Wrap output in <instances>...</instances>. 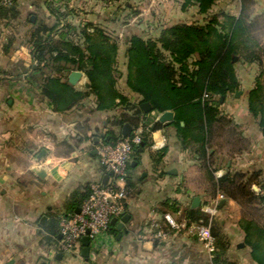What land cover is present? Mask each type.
<instances>
[{"label": "crops", "instance_id": "0c3cea01", "mask_svg": "<svg viewBox=\"0 0 264 264\" xmlns=\"http://www.w3.org/2000/svg\"><path fill=\"white\" fill-rule=\"evenodd\" d=\"M182 2L28 0L33 19L28 17L25 24V0H16L14 17L0 14V264H212L197 237L182 226H165L163 215L169 213L178 224L187 225L185 211L211 204L219 194L213 197V180L227 173L240 172L264 183V137L247 107V92L259 67L244 59L235 63L240 94H229L216 103L229 122L211 134L207 162L196 152V145L182 147L171 121L160 122L161 127L149 133L150 144L139 148L131 160L132 192L124 212L129 217L122 229L115 224L110 236L90 243L88 258L81 256L82 246L75 252H59L57 242L46 239L58 216L72 211L73 193L102 182L105 174L96 149L121 130L114 125L120 108L98 111L96 97L90 94L70 110L55 111L39 88L45 75L32 69L28 40L34 22L57 23L53 39L74 36L66 25L76 28V33L86 22L102 27L118 44L117 87L138 103L140 95L126 83L127 40L133 35L157 39L168 26L202 23L205 16L199 14L198 6L182 9ZM218 2L212 11L216 12ZM49 5L64 15L56 18ZM240 8L238 0L233 15H239ZM252 9L253 17H264V0H253ZM82 72L73 86L85 90L87 78ZM158 114L144 115L146 128L157 121ZM157 133L164 140L161 147H155ZM255 187L256 183L253 191ZM196 197L200 205L193 207ZM249 212L226 194L216 206L214 218L228 241L226 256L236 264H258L244 242L241 226L244 219H257ZM152 221H161L166 229V237L158 244L152 238Z\"/></svg>", "mask_w": 264, "mask_h": 264}, {"label": "trees", "instance_id": "16d2710c", "mask_svg": "<svg viewBox=\"0 0 264 264\" xmlns=\"http://www.w3.org/2000/svg\"><path fill=\"white\" fill-rule=\"evenodd\" d=\"M216 2L183 0L182 9L190 5L198 6L199 14L205 16L202 23L168 26L157 39L133 35L127 40L126 83L130 90L140 95L138 103L132 102L117 87L118 44L102 27L86 22L77 34L76 28L66 25L68 31L74 30L75 37L53 39L51 34L58 30L57 23L48 26L35 21L28 42L33 71L45 75L39 86L41 94L57 112L72 109L90 94L96 97L98 111L120 108L114 125L122 129L128 123L132 131L141 128V141L134 147L132 158L138 154L139 148L150 144L149 133L161 127V123L156 121L146 128L142 103L150 104L149 112L172 111L174 119L171 125L176 128L182 147L196 145V152L207 162L210 159L207 149L211 146V134L221 123L229 122L220 115L216 103L239 90L235 63L244 59L259 67L254 85L247 92V107L264 137V48L256 33L259 18L252 16L253 0H239L241 8L237 16L226 11H212ZM14 4L0 6V14L5 18L14 17ZM49 9L56 18L64 15L51 5ZM73 70L84 71L89 84L85 90L76 89L68 82L67 76ZM120 135L121 130L109 141L116 140ZM254 183L259 188L258 192L251 188ZM127 184L131 185L128 178ZM212 185L213 197L223 193L242 207L257 205V209L264 214L263 182H254L253 177L234 172L214 179ZM89 191L90 187H85L83 192L76 190L73 193L72 211L74 206H80ZM252 210L255 211L256 207ZM61 216H58L57 223L52 224L46 238L48 242L56 244ZM185 217L187 225L209 222V216L200 208L189 207ZM241 226L252 258L258 264H264V222L244 219ZM211 231L215 238L212 264H236L226 256L228 241L220 221L214 217ZM110 232H114L113 226ZM155 243L159 242L156 240Z\"/></svg>", "mask_w": 264, "mask_h": 264}, {"label": "built area", "instance_id": "2783aa9c", "mask_svg": "<svg viewBox=\"0 0 264 264\" xmlns=\"http://www.w3.org/2000/svg\"><path fill=\"white\" fill-rule=\"evenodd\" d=\"M16 0H0L3 7L12 6ZM207 96V95H206ZM159 115V114H158ZM128 136L120 135L116 140L101 141L97 146L100 166L104 174H109L105 184L98 182L90 186L87 197L80 204L79 213L71 211L60 217L56 249L59 252H75L80 249L81 239L87 236L90 243H97L102 236H110L111 220L121 219L125 205L132 188L127 184L129 165L134 153V147L140 141V131H131ZM255 190L259 191L258 187ZM225 198L219 193L213 202L203 208L209 216V222L199 224H178L171 214L163 215L165 226L171 228H186L197 236L208 260L212 262L215 256V238L211 231V220L214 217L219 200ZM152 238L162 240L166 237V229L161 221H152Z\"/></svg>", "mask_w": 264, "mask_h": 264}, {"label": "water", "instance_id": "95a60500", "mask_svg": "<svg viewBox=\"0 0 264 264\" xmlns=\"http://www.w3.org/2000/svg\"><path fill=\"white\" fill-rule=\"evenodd\" d=\"M32 19H33V16L31 18V20ZM83 67H85V64H83ZM82 75H83V72L81 70H73L72 72L69 73L67 80L71 85H75L78 82V80L81 78ZM88 85L89 84L86 83V86H88ZM235 94L239 95L240 91H237ZM142 108H143L145 113H147L151 110V106L147 102L142 103ZM173 119H174V113L172 111H165V112H162L158 115L157 121L164 123V122L173 121ZM131 131H132V126L130 124L126 123L122 126L121 135L123 137H126L131 133ZM43 152L44 151H42L41 154H43ZM108 176H109V174L104 175L103 180H102L103 184L106 183ZM199 205H200L199 198L198 197L194 198L192 206L198 207ZM79 211H80L79 206L74 209L75 213H79ZM69 212H71V211H69ZM128 217L129 216L127 214L123 215L120 222H118V220L116 218H114L111 220V224L112 225L116 224V228L118 230H121L122 227L124 226V224L128 221ZM44 219H45V217L42 218L41 223H43ZM195 237H197V236H195ZM58 238H60V236H58ZM81 246H82L81 256H83L84 258H88L90 239L87 236H85L81 239Z\"/></svg>", "mask_w": 264, "mask_h": 264}, {"label": "rangeland", "instance_id": "374dc122", "mask_svg": "<svg viewBox=\"0 0 264 264\" xmlns=\"http://www.w3.org/2000/svg\"><path fill=\"white\" fill-rule=\"evenodd\" d=\"M27 1L28 0H25V3H24V6H25L24 8H26L25 11H24V14H25L24 17H25V19L23 18V22L24 23H25L24 20L27 21V18L28 17L30 19L32 18V9H27V4H26ZM226 5H228V7H226ZM216 6H217L216 9H215L216 12L226 11V12H229L231 14L237 13V11H238V0H230L229 2H227L226 0H219V2L217 3ZM151 8L152 7H150V10H151ZM29 10H31V11H29ZM147 13H148V11H147ZM35 15H41V14L39 12H37V13H35ZM258 22L259 23L256 26L257 27L256 28L257 29L256 30V33L259 36L260 43L262 44V46L264 48V17H262L261 19H259ZM216 144H219V141ZM254 191L257 192V190H255V189H254ZM255 207H256L255 212L252 210V212H249V214L254 215V217L257 218V219H260L261 218L263 220L264 219V214H263V212L260 209H257L258 208L257 205H245L243 208H245L246 211L248 212L251 209H255Z\"/></svg>", "mask_w": 264, "mask_h": 264}, {"label": "clouds", "instance_id": "9594fccd", "mask_svg": "<svg viewBox=\"0 0 264 264\" xmlns=\"http://www.w3.org/2000/svg\"><path fill=\"white\" fill-rule=\"evenodd\" d=\"M155 135H156V137H157V142H156L155 147H161V146H163V144H164V140L159 138V134H158V133L155 134Z\"/></svg>", "mask_w": 264, "mask_h": 264}]
</instances>
